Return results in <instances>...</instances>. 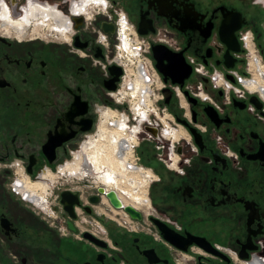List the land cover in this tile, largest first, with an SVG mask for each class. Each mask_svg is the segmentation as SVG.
<instances>
[{
  "label": "flooded vegetation",
  "instance_id": "flooded-vegetation-1",
  "mask_svg": "<svg viewBox=\"0 0 264 264\" xmlns=\"http://www.w3.org/2000/svg\"><path fill=\"white\" fill-rule=\"evenodd\" d=\"M27 1L16 0L15 16L10 0H0V264H262L264 11L259 5L264 6V0H107V8L100 6L104 0H53L54 5L48 0H31L48 9L28 4L27 17L18 19L23 16L19 7ZM119 11L126 14L138 37H149L147 56L154 67L151 46L161 44L172 52H181L191 66L181 87L202 83V97L184 91L179 99L171 92L167 103L175 122L180 119L187 123L176 122L184 132H175L172 138L186 143L191 138L193 145L186 149L178 146L183 152L178 170L168 169L156 151L152 156L148 149L141 150L142 159L157 177L147 199L142 181L148 177L142 170L150 172L127 162L130 140L137 130L133 128L125 136L126 125L118 114V121L106 122L115 114L106 108L127 111L126 104L117 102L123 76L116 59ZM76 16L80 18L76 20ZM139 25L147 29L146 34L137 32ZM235 27L239 50L229 51L233 66L226 67L227 46L220 33ZM247 30L253 35V40L246 42L252 75L244 80L248 94L225 93L220 81L216 83L222 88L215 90L213 70L224 72L232 84H238L239 79L228 70L245 73V47L240 36ZM42 36L55 37V41L44 43L39 39ZM259 59L262 64L256 63ZM195 64L203 66V74L195 72ZM113 65L119 70L111 73ZM113 77L116 79L111 81ZM135 81H128L126 91H131L130 102L133 98V109L137 115L141 112L143 120L150 103L143 92L145 100L140 102V92L147 84L141 77ZM251 96L262 105L256 107ZM189 127L200 133L199 144ZM116 130L121 133L119 138H115ZM161 136L171 143L163 136V129ZM123 141L127 148L121 147ZM119 148L123 151L119 162L124 164L118 169L99 162L103 156L118 157ZM227 149L235 156H228ZM170 160L172 168L178 156ZM69 166H76V170ZM19 172H23L24 183L15 182ZM126 172L142 179L122 177ZM94 175L106 190H115L124 204L142 212L150 210L149 224L141 212L142 220L130 218L133 223L110 225L99 218L97 223L90 221L89 228H80L78 208L87 215L105 216L104 210L95 207L106 203L107 210L126 215L114 209L97 187L85 202L79 189L58 187L54 200L59 205L49 204L47 196L55 177L83 180ZM102 176L107 182L101 180ZM27 181L44 183L45 189H28ZM7 185L10 191L18 186L28 202L49 217H38V213L14 202ZM137 189L145 190L142 196ZM64 191L78 196L79 204L73 205L75 217L63 209ZM45 200L47 207L42 208ZM54 210L59 216H51ZM151 217L182 236L186 250L166 240ZM9 258L15 259L10 262Z\"/></svg>",
  "mask_w": 264,
  "mask_h": 264
},
{
  "label": "built area",
  "instance_id": "built-area-1",
  "mask_svg": "<svg viewBox=\"0 0 264 264\" xmlns=\"http://www.w3.org/2000/svg\"><path fill=\"white\" fill-rule=\"evenodd\" d=\"M108 5H109L108 1L104 0V3L100 6L103 8H107ZM22 6L23 5H21L19 8H21ZM116 23H117V30H118V42L116 45V54L118 55V57H116V59L118 61V64L121 65L122 70H123L122 84L125 85V90H126V88H128L129 86L128 81L131 79V77L133 79L137 76L141 77L142 80H144V82L147 84L145 96L148 99L150 104H149V109L147 111L145 119L141 120L138 117L135 109H133L131 105L130 97L128 95H125L123 93L125 90H121L120 88L121 95H120V98L117 99V102L120 104H126L127 111L126 110L118 111L117 109H114L112 107H108L106 108V110H109L115 113L111 119L117 118V114H118L122 118V120L125 118L124 123H126L128 126H133L135 124L139 125V132L137 133V143L133 144L132 146L133 159L136 163L139 164L140 162V156L137 152L140 143L143 140L150 141V139H152L156 143L155 148L157 149L156 152H157L158 159H160L166 165L168 169L178 170V162L183 157V152L177 151L178 146H180L183 149H186L188 146L193 147V145L191 144L190 139L188 143L184 141H180L174 144V143L168 142L161 136V131L163 127H165L166 125L177 127L176 126L177 123L175 122L174 116L169 112L167 104H165L164 102L163 89L169 88L171 92L179 99L183 97L184 91L189 92L192 95L202 97L201 96V94L203 93L202 83L198 82L197 86H193L189 83H186L183 87H181L177 83L164 82L162 80L161 74L153 66L149 57L147 56V51H148V47L150 44L149 41L147 40L146 42L144 39L142 41L138 40V36H137L134 25L129 21V19L127 18L126 14L123 11H119L117 13ZM123 24L129 29L128 30L129 38H131L130 35L133 37L131 38L133 40V45H137V49H136L137 55L135 57L136 59L138 58L139 60H135V58L133 60H130V59H127V57H125L124 55H122V51L120 49V45L122 43H121V38L119 35L121 33L120 29L123 26ZM247 39L253 40V35L249 30L243 32L240 36V40L242 41V44L245 47L244 48L245 53H246L245 54V58H246V61H245L246 75L245 76L247 77L241 76L234 69L228 70L229 74L239 79L238 84H240L241 87H235L234 86L235 84H232L230 81H228L225 78L224 72L213 70L211 78L214 80L215 88L216 87L218 88V85L216 82L220 81L223 84V88H225V90L223 89L225 92L232 90L236 96H243L245 94L246 89L244 86V80L252 77V75L250 74V61L248 60V56L250 57L251 54L249 51H247V48H246ZM263 41H264V25H263ZM255 59H257V57H255ZM261 62L262 61L259 59V61L257 60L256 63H261ZM189 63L192 64V58L189 59ZM202 69H203L202 65L200 64L194 65V70L196 73L203 74ZM262 102H264L263 99H262ZM249 108L254 109L252 105H249ZM106 122L111 123L112 121L110 122L106 121ZM145 126L156 127L158 130V136L154 137L149 131L144 129ZM198 127L200 128V130H204L203 126H198ZM175 154L178 156V160L175 162L176 166L171 168L169 167V164L172 162H168V161H171L170 158H172V156H174ZM226 154L230 157L235 156L234 153H232L228 149H227ZM141 166L144 168L143 165ZM146 169H149L152 172L151 168L148 167ZM22 173L23 172H19L17 174V177L15 178V182H17V180L20 179V177L22 176L21 175ZM151 178L152 180L150 184H152L157 179L156 175L153 172H152ZM14 192L20 195V193H18V190H14ZM21 197H22V200L24 201L26 200L22 195ZM124 217L125 219L123 220V224L133 223V221L130 220L127 214L124 215ZM260 259L262 260L261 263L264 264V257H260Z\"/></svg>",
  "mask_w": 264,
  "mask_h": 264
},
{
  "label": "water",
  "instance_id": "water-1",
  "mask_svg": "<svg viewBox=\"0 0 264 264\" xmlns=\"http://www.w3.org/2000/svg\"><path fill=\"white\" fill-rule=\"evenodd\" d=\"M10 6L11 9L15 10L16 7V0H10ZM18 14V13H15ZM80 17H75L76 20H78ZM237 27H235L231 32H223L220 33V38L224 44L227 46V53L224 55L225 60L224 63L226 67H232L233 63L229 60V51H238V42L237 38L234 35V30ZM137 32L139 34H146L147 29L142 30L140 25L137 28ZM151 50L153 53V58L155 59V67L157 71L161 74L162 80L164 82H167L170 80L172 83L177 84H183L184 80L190 75L191 73V66L186 62L185 58L182 56V53H175L167 49L164 45L155 44L151 46ZM111 73L113 72V69L119 70L116 66H111ZM227 77H231L230 75H227ZM116 77H113L111 81L115 80ZM112 89L114 86L111 87ZM164 94V102L167 104L171 97V90L169 88L163 89ZM185 94H187L185 92ZM188 100L192 103L196 102L195 98L188 97ZM250 101L256 106L260 107L262 105L261 101L256 96H251ZM193 119L195 120L194 116ZM178 122H181L185 125H187L186 121L178 119ZM145 130L149 131L154 137L158 136V130L156 127L152 126H145ZM189 131L194 136L195 141L197 144H199L198 138L200 137V133L197 132V130L193 127H189ZM177 151L180 152V148H177ZM97 191L105 196V199L109 202V204L117 210H123L129 218L132 220H142V213L141 211L134 208L132 205L124 204L122 200L118 197L117 193L113 189L106 190V188L102 185L97 186ZM71 195V198H68L67 196ZM97 198H94L93 201H96ZM61 203L63 205V209L70 214L71 217H75V213L73 212V205L79 204L78 196L77 194L71 193L69 191H64L62 193L61 197ZM153 222L158 224L159 230L163 237L171 242L174 246L177 248H180L182 250H186L187 243H184V238L177 233H175L173 230L165 226L162 222H160L158 219H155L153 217L150 218ZM241 257L246 258L247 255L241 254Z\"/></svg>",
  "mask_w": 264,
  "mask_h": 264
},
{
  "label": "rangeland",
  "instance_id": "rangeland-1",
  "mask_svg": "<svg viewBox=\"0 0 264 264\" xmlns=\"http://www.w3.org/2000/svg\"><path fill=\"white\" fill-rule=\"evenodd\" d=\"M41 1H46V0H41ZM48 1H50V2H52L53 0H48ZM27 3V5L29 4V2L27 1L26 2ZM52 4H55V3H53L52 2ZM259 8L261 9V10H263L264 11V6L262 5V4H260L259 5ZM91 20V17L90 18H85V22H89ZM263 25H264V21H263ZM34 29V27H31V30H33ZM5 30V29H4ZM7 33L9 32V31H7V30H5ZM38 31H40L41 32V30H38ZM12 33H15L14 31H11ZM30 33V32H29ZM26 36H29V34H27ZM130 37L131 38H133L131 35H130ZM42 42H44V43H53L54 41H55V37H51V36H49V37H45V36H42L41 38H39ZM145 40L146 42H147V40H149V37H143V38H141V37H138V40ZM262 40H263V38H262ZM242 42V41H241ZM261 43H262V41H260ZM246 54V53H245ZM125 56V55H124ZM126 57V56H125ZM245 57V56H244ZM134 59V58H133ZM132 59V60H133ZM245 61H246V58H245ZM244 69H245V73L244 74H240V75H242V76H245L246 75V67H245V65H244ZM245 77H247V76H245ZM235 87H241L240 86V84H237V83H235V85H234ZM222 88V87H221ZM221 88H217L216 87V89L215 90H220ZM121 90H125V85L124 84H122V86H121ZM231 92H233L232 90H230ZM226 93V92H225ZM245 93L246 94H248L246 91H245ZM170 112V111H169ZM184 112V111H183ZM182 112V113H183ZM186 112H187V108H186ZM171 113V112H170ZM172 114V113H171ZM173 115V114H172ZM189 115V114H188ZM174 116V115H173ZM189 117V116H188ZM177 122V121H176ZM178 123V122H177ZM179 131V133H180V131L182 132H184V130H182V128L179 126V127H176ZM95 133H97V129L95 130ZM189 133V132H188ZM126 135H129L128 134V132L126 131V134H125V136ZM185 135V134H184ZM190 140H191V138H190ZM155 145H156V143L152 140V139H150V141H145V140H143L141 143H140V145H139V147H138V150H137V152H138V154H139V156H140V162H139V164H141V165H143L145 168H148L149 167V164H148V162H147V160L145 161L144 159H142V157H141V150H147L148 149V151H149V153L152 155V156H154V153H155V151H157V149L155 148ZM145 168H143V169H145ZM168 171V170H167ZM54 173H56L57 171L56 170H54L53 171ZM172 173V171H168V173ZM95 176V177H94ZM92 178H90V177H85L83 180H78V179H73V180H71V179H68L67 177H59V178H54V180H55V182H54V184H53V186L51 187H49V189H51L50 191H49V195L47 196V199H48V202H49V204H50V202H53V203H55V205L56 206H58L59 205V203L57 202V200L55 199L54 200V198H55V196L57 195V192H58V187H59V189H62L64 186H70V187H73V188H75V189H79V193L81 194V197H82V201L83 202H85V201H87V195L91 192V191H93L97 186H99V185H101L99 182H98V178L96 177L97 175H94ZM17 177V175L16 176H14V178H16ZM21 178V177H20ZM30 179H35L36 177H29ZM142 179V177H140V176H138V178L137 179ZM53 180V181H54ZM133 184H135V183H133ZM153 184V183H152ZM152 184H150V186H149V188H148V196H149V198H150V189H151V186H152ZM7 187H8V185H7ZM10 188L8 187V191H9V194H10V197L13 199V201L14 202H16V203H18V204H20V205H22L24 208H26L27 210H33L34 211V213H38L37 215H38V217L39 216H44L45 218H48L49 216H48V214L47 213H45L43 210H41L40 208H38L35 204H33V203H30V202H28V201H24V200H22V197H20L18 194H16L14 191H10L9 190ZM137 194H138V196L140 197V196H142V189H137ZM104 197V196H103ZM106 206H107V204L106 203H103V204H100L99 205V207H95V209L97 210V211H102V210H104L105 211V213H106V215L104 216V215H99V216H95V215H87L85 212H83L80 208H78V212H79V218H78V224H79V227L80 228H89L90 226L88 225L89 223H90V221H92L93 223H95L97 220H99V218H104L105 219V221H107L108 222V224H110V225H114L115 224V222H117V223H123V220L125 219V217H124V215H123V213H121V212H115L114 210H107L106 209ZM109 207H111L110 205H109ZM113 209V208H112ZM139 211H141L142 212V210H139ZM144 212V213H143ZM142 213H143V219H144V221L145 222H147L148 224H149V215L150 214H148L149 212H150V210H149V212H145V211H143ZM55 215H58L59 216V213H58V211L57 210H54V215H51V216H55ZM60 217H62V216H60ZM97 223V222H96ZM149 227V226H148ZM15 258H9L8 260L10 261V262H12V260H14Z\"/></svg>",
  "mask_w": 264,
  "mask_h": 264
},
{
  "label": "bare ground",
  "instance_id": "bare-ground-1",
  "mask_svg": "<svg viewBox=\"0 0 264 264\" xmlns=\"http://www.w3.org/2000/svg\"><path fill=\"white\" fill-rule=\"evenodd\" d=\"M29 2V4H30V6L31 5H34L37 9H39L38 7H41V6H43L44 8H47L48 9V7L47 6H44V5H39L40 3H38V2H31V0L30 1H28ZM22 9H23V16L21 17H19L18 19H22L24 16H26L27 17V15H28V12H30V10H29V6H27V3H26V5L24 6V7H21ZM13 11V10H12ZM14 15L15 16H17L18 14H15V10H14ZM38 20V19H37ZM37 20H34V21H32L31 22V25H33L34 24V22H36ZM39 22V21H38ZM44 22H47V19L44 21ZM33 23V24H32ZM40 23V22H39ZM34 26V25H33ZM46 27V26H45ZM129 29L123 24V26L121 27V29H120V35H121V45H120V49H121V51H122V55H125L126 57H127V59H130V60H132L133 58H135L136 59V55H137V52H136V47H137V45H133V40L131 39V38H129V31H128ZM249 40V42H250V39H247V41ZM138 59V58H137ZM261 72H263L262 71V69H261ZM139 79V77L137 76V77H135L134 79L131 77V81H133V82H136L135 80L136 79ZM131 86V85H130ZM146 85H145V87H143L142 89H141V92H140V94L143 92L144 94H145V92H146ZM129 92H131V91H124L123 93L125 94V95H128L129 96ZM143 99L145 100V96L143 95V94H141V100H140V102L141 101H143ZM147 99V98H146ZM132 107H133V105H134V101H133V98H132ZM135 111H136V109H135ZM136 113H137V111H136ZM141 113V112H140ZM140 113H139V115H138V117L140 118ZM138 114V113H137ZM146 114H147V112H146ZM113 117V115H111V118ZM145 117H146V115H145ZM121 118V117H120ZM122 119V118H121ZM114 120H116V121H118L119 120V117H117V118H115V119H112L111 121H114ZM123 120H125V118L123 119ZM125 125H126V131L128 132V134L130 133L131 134V131H132V129L133 128H135L137 131L135 132V134L131 137V140H130V142H131V144H129L130 145V151H129V157H128V161L127 162H129V163H132V164H136V165H138V166H140L141 168H143L141 165H139V164H137L135 161H134V159H133V152H132V146H133V144H136L137 143V141H136V135H137V133H138V130H139V127L138 126H136V125H133L132 127H129L126 123H124ZM179 130L175 127V126H170V125H166L165 127H163V136L166 138V139H168V140H170L171 141V143H174V141L176 142V141H178V140H174L173 138H172V135L175 133V132H178ZM113 132H115V138H119V136L121 135V133L119 132V131H113ZM182 136H184V134L182 135ZM181 137V136H180ZM179 137V138H180ZM134 138H135V140H134ZM127 139V138H126ZM121 147L123 148V147H125V148H127V144H126V142H122L121 143ZM121 152H123V151H121L120 150V148L117 150V156L118 157H116V158H114L113 156H111V157H107V156H103L102 158H100L99 159V162L101 163V164H107L109 167H110V169H114V170H116V169H118V165H123L124 164V162H119V157H121V154H123V153H121ZM121 159H122V157H121ZM128 166V168H131V166L128 164L127 165ZM126 166V167H127ZM145 168V167H144ZM68 169H73V170H76V166H69L68 167ZM146 169V168H145ZM147 171H149L150 172V175L146 172V171H144V170H142L143 172H145V174L147 175V180H145V181H142V183H143V186L144 187H146L147 189H146V192H145V194H144V196H146V199H147V197H148V188H149V185H150V183H151V180H152V174H151V171L149 170V169H146ZM108 176V175H107ZM122 177H134V179L135 180H138L137 179V177H138V174H136V173H134V172H126V173H124L123 175H122ZM36 179H38V178H36ZM101 180L102 181H104V182H107V180H106V176H102V178H101ZM141 180V179H140ZM17 181H20V182H25L24 181V177H22L21 176V178L19 179V180H17ZM139 184H141V182H139ZM27 188L28 189H45V184L43 183V184H39V183H33V182H31V181H27ZM15 189L16 190H18V193H20V195H22L23 196V194L21 193L22 191H20L19 190V187L18 186H15ZM145 190H142V192H144ZM118 195V194H117ZM24 197V196H23ZM119 197V196H118ZM25 198V197H24ZM120 198V197H119ZM27 201L29 200L28 198H25ZM45 207H42V208H46L47 207V205H46V200H45ZM134 207V206H133ZM135 208V207H134Z\"/></svg>",
  "mask_w": 264,
  "mask_h": 264
},
{
  "label": "trees",
  "instance_id": "trees-1",
  "mask_svg": "<svg viewBox=\"0 0 264 264\" xmlns=\"http://www.w3.org/2000/svg\"><path fill=\"white\" fill-rule=\"evenodd\" d=\"M172 111H173V113L175 114V116H176V110L174 109V108H172Z\"/></svg>",
  "mask_w": 264,
  "mask_h": 264
}]
</instances>
